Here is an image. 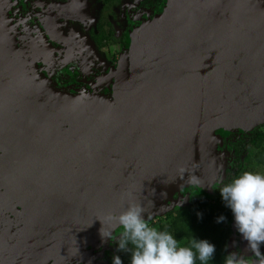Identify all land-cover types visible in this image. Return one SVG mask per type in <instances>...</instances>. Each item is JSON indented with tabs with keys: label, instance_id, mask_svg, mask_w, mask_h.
Instances as JSON below:
<instances>
[{
	"label": "water",
	"instance_id": "1",
	"mask_svg": "<svg viewBox=\"0 0 264 264\" xmlns=\"http://www.w3.org/2000/svg\"><path fill=\"white\" fill-rule=\"evenodd\" d=\"M9 4L0 0V264L62 261L105 243L108 216L132 203L146 218L183 188H212L227 167L217 129L264 124V0H166L132 29L130 75L111 96L43 80L10 34Z\"/></svg>",
	"mask_w": 264,
	"mask_h": 264
},
{
	"label": "flooded vegetation",
	"instance_id": "2",
	"mask_svg": "<svg viewBox=\"0 0 264 264\" xmlns=\"http://www.w3.org/2000/svg\"><path fill=\"white\" fill-rule=\"evenodd\" d=\"M165 2L166 0H10L7 25L15 44L27 51V58L35 62L37 72L40 76L47 77L50 84L75 93L111 96L115 80L111 75L116 71L117 52H123V47L127 48L132 29L160 13ZM239 130L244 132L238 138L241 139L246 138L253 129ZM232 145L233 143L224 142L219 149H230L234 155ZM252 151L245 148V152L240 153V163L244 165L240 174L249 171L251 162L264 168L252 159L256 153L255 148ZM233 160L234 157L232 162ZM232 162L227 163L222 181L231 169ZM187 191V199L191 194L204 193L203 189L189 186L173 197L184 195ZM260 250L264 255V249ZM228 253L231 254L229 251ZM243 257L249 263L258 261V257L252 252ZM51 260L52 263L60 264L55 259Z\"/></svg>",
	"mask_w": 264,
	"mask_h": 264
},
{
	"label": "clouds",
	"instance_id": "3",
	"mask_svg": "<svg viewBox=\"0 0 264 264\" xmlns=\"http://www.w3.org/2000/svg\"><path fill=\"white\" fill-rule=\"evenodd\" d=\"M220 194L234 214L235 225L248 242L249 249L264 264L260 245L264 244V174L245 171L231 183L220 188ZM144 208L130 204L118 216H108L112 230L101 228L102 239H110L113 231L119 234L118 250L132 246L131 264H208L215 254V245L207 240L193 239L182 245L170 232L161 231L144 218ZM221 216L219 220H223ZM218 220V222H219ZM112 264H123L121 257H113ZM224 264H249L244 257L229 254Z\"/></svg>",
	"mask_w": 264,
	"mask_h": 264
},
{
	"label": "trees",
	"instance_id": "4",
	"mask_svg": "<svg viewBox=\"0 0 264 264\" xmlns=\"http://www.w3.org/2000/svg\"><path fill=\"white\" fill-rule=\"evenodd\" d=\"M232 147L234 160L231 169L227 171L222 183L213 187L211 199L203 195L197 198L199 196L197 193L191 194L187 199L188 204L168 211L166 217L156 223L149 222L161 231L170 232L182 245H190L193 239L207 240L214 244L216 251L208 264H224L225 258L229 255L228 242L233 233L232 224L235 220L231 208L227 206L219 190L241 175L239 171L243 170L244 165L240 163L239 157L241 152H245V148L250 152L255 148L256 153L252 159L264 167V124L254 127L246 138L236 139ZM221 216L224 217L223 220H219ZM234 233H238V229H235ZM118 240L119 236L113 243L114 256L119 255L123 264H131L132 246L129 245L127 250L119 251ZM197 264L201 262L197 260Z\"/></svg>",
	"mask_w": 264,
	"mask_h": 264
},
{
	"label": "rangeland",
	"instance_id": "5",
	"mask_svg": "<svg viewBox=\"0 0 264 264\" xmlns=\"http://www.w3.org/2000/svg\"><path fill=\"white\" fill-rule=\"evenodd\" d=\"M127 48L123 47L124 51L122 52L121 49L119 51L121 52H117V67H116V71L111 75L112 77L115 78L114 83H116V78L118 74H123L126 73V75H130V69H129V64H127V71L124 72V65L123 62L126 59V52L128 51V47L130 45V41L127 44ZM37 71V69H36ZM43 80H47V77H42L40 76ZM109 79V78H108ZM218 134L221 137L222 143L226 142V143H233L236 139L242 137V135L244 134V132L240 131L239 129L235 130V129H225V128H219L217 129ZM244 131H248V130H244ZM226 140V141H225ZM220 148V147H219ZM226 154H227V163H231L232 159L234 157L232 151L229 149H225ZM249 171L254 172V173H261L264 174V168H262L261 166L251 162L250 165L248 166ZM204 193H200L199 196L197 198H199L201 195L207 197L208 199H211L213 196V190L212 188H205L203 189ZM183 196L178 195L177 197H173V199L177 198V204H175L171 209L166 208L164 210L158 211L155 214H151L149 217H146L145 219L148 222H153L156 223L159 219H163L167 212L176 208V207H181L184 204H188L189 200L186 199V201L184 200L185 198H183ZM181 198V199H180ZM188 198V197H187ZM173 202V201H172ZM232 228H233V233L231 234L230 238H229V242H228V251L231 254H235L237 255V257H243L244 255H246L247 253L251 252V250L249 249L248 246V242L243 238L241 233H234V230L237 228L235 225V220L232 224ZM119 234L118 232L114 231L113 235L110 239H107L105 241V243L101 244H97L96 246L93 247H88L87 250H85L83 253H78L75 256L73 255H69L67 258H63L62 261H59L60 264H112L110 262L113 261V257H114V247H113V243L116 241V239L118 238ZM20 241H18L17 244H19ZM241 248V250L237 251V249ZM261 249H264V244L260 245ZM17 257V256H15ZM18 259V257H17ZM27 257L24 259L26 260L24 264H29L30 261H27ZM67 263H66V262ZM53 260H49V262L47 264H55L52 263ZM59 264V263H57Z\"/></svg>",
	"mask_w": 264,
	"mask_h": 264
}]
</instances>
